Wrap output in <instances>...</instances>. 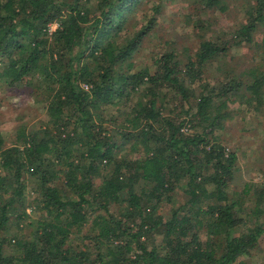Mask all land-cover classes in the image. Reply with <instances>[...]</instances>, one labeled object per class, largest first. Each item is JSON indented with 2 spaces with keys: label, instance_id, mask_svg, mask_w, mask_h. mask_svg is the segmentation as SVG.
I'll return each instance as SVG.
<instances>
[{
  "label": "trees",
  "instance_id": "1",
  "mask_svg": "<svg viewBox=\"0 0 264 264\" xmlns=\"http://www.w3.org/2000/svg\"><path fill=\"white\" fill-rule=\"evenodd\" d=\"M141 1L0 0V82L46 112L0 130V264H248L260 248L264 170L245 181L226 133L239 111L264 112V65L224 67L264 45V0L217 36L186 15L196 42L159 52L154 71L135 54L162 0L140 25Z\"/></svg>",
  "mask_w": 264,
  "mask_h": 264
},
{
  "label": "rangeland",
  "instance_id": "2",
  "mask_svg": "<svg viewBox=\"0 0 264 264\" xmlns=\"http://www.w3.org/2000/svg\"><path fill=\"white\" fill-rule=\"evenodd\" d=\"M159 0H142L136 12L131 16L140 22H145V12L151 6H156ZM245 0H229V8L225 12L210 11L202 7L197 0H162L161 13L155 29L146 37L141 49L135 54L137 67L152 66L153 58L159 52L176 48L178 51L184 46H191L197 38L191 25L185 22V16L189 14L193 19L208 16L212 22L209 36L215 32V36L232 32L245 18ZM51 30V29H50ZM257 41H264V25L259 28ZM225 69L241 67V62L262 61L264 65V45L234 47L228 56ZM214 63L210 69V76L215 79L224 77V73ZM237 105L232 107L237 108ZM239 111L235 123L227 130L226 142L235 147L240 157L244 180L258 182L261 178V169L264 170V112L261 116ZM44 104L40 98L29 89L9 88L7 84L0 82V130L13 133L21 124H27L29 128L38 127L45 120ZM229 127V126H228ZM240 181V179H239ZM241 184V183H240ZM242 186V185H240ZM183 200V199H182ZM169 205H164L163 212H169ZM248 264H264V235L260 240V248L250 258H246Z\"/></svg>",
  "mask_w": 264,
  "mask_h": 264
}]
</instances>
